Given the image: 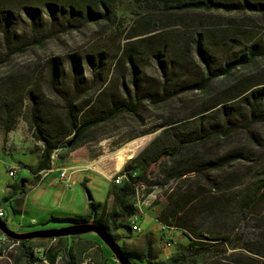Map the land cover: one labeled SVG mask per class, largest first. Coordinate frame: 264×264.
Listing matches in <instances>:
<instances>
[{
  "label": "trees",
  "instance_id": "obj_1",
  "mask_svg": "<svg viewBox=\"0 0 264 264\" xmlns=\"http://www.w3.org/2000/svg\"><path fill=\"white\" fill-rule=\"evenodd\" d=\"M121 1L0 0V68L87 25L120 28ZM129 1L134 18L114 56L116 81L86 84L77 55L69 56L71 84L58 56L0 72V130L7 134L24 120L38 144L36 174L49 169L58 150L80 148L122 117L155 134L126 157L118 173L125 178L107 194L110 207L91 198L85 217L49 216L43 223L65 224L50 231L93 224L119 242L133 232L138 201L159 190L165 203L156 221L187 243L167 262L154 261L149 239L144 253L121 247L131 262L264 264V0ZM87 59L101 68V59ZM146 61L156 76L144 74ZM150 111L156 120L147 127ZM21 182L24 193L27 181ZM87 237L104 248L103 262L117 264L93 233L20 240L18 247L27 264H55L59 254L64 264H78L72 243ZM34 241L51 245L36 255Z\"/></svg>",
  "mask_w": 264,
  "mask_h": 264
},
{
  "label": "rangeland",
  "instance_id": "obj_2",
  "mask_svg": "<svg viewBox=\"0 0 264 264\" xmlns=\"http://www.w3.org/2000/svg\"><path fill=\"white\" fill-rule=\"evenodd\" d=\"M134 7L129 0H122L118 7V15L122 20V26L103 28L100 30L93 25H87L81 32H72L67 35H59L48 41L45 50L32 52L23 56H14L11 66H3L0 72L8 71L15 66L21 71L33 67V63L45 64L47 58L58 56L64 62L67 69L66 82L71 84L74 75L72 63L69 56L77 55L80 59V78L87 81L86 84L110 82L117 80L116 60L119 45L125 40L124 29L128 27L134 16ZM257 26V25H256ZM21 30L26 29L24 26ZM259 28H254L258 30ZM28 33V32H27ZM4 41L0 36V51H3ZM99 55L101 57L99 58ZM87 56L96 60L101 59V68L95 69ZM146 61L142 69L146 76H156L157 72ZM45 68V67H43ZM154 112H145L147 127L156 120ZM146 128L137 126L135 120L129 117H122L117 121L98 129L93 134L94 140L71 152L62 148L58 150L54 159L53 168L67 169L71 174L73 183L66 188L58 180L59 172L50 173L43 180L34 178V172L39 159L35 143L27 128V124L20 118L14 129L9 133L0 130V210L4 212V222L8 229L16 233H27L33 231H45L60 229L65 226L63 223L44 224L49 216L85 217L88 213V195L95 203H107L110 207L112 199L108 197V191L113 185V180L118 176L119 171L136 156L155 136V134H142ZM126 160V161H125ZM16 167L15 178L8 176V169ZM73 168V169H72ZM21 180H26L27 186L33 188L23 199L19 185ZM143 202V203H142ZM141 212L137 214L139 232H128V234L117 242L126 251L144 253L146 241L152 242V257L154 261L167 262L170 257L182 249L187 243L186 238L179 231L165 233L156 221L164 198L159 190H155L146 199L141 200ZM132 226V222H131ZM1 236V233H0ZM1 243L7 249L12 250L7 258L0 256V264H27L20 255L19 245L7 240ZM168 239L171 246L168 247ZM74 252L80 258L78 264H114L113 259L103 262L101 245L91 238L76 239L73 243ZM104 244V243H103ZM51 245V242L34 241L32 247L36 255ZM106 247V245L104 244ZM107 248V247H106ZM104 249V248H103ZM108 249V248H107ZM80 251V253H79ZM117 263V262H116ZM133 264H140L133 261ZM33 264H50L47 260L35 261ZM55 264H64L63 254H59ZM118 264V263H117Z\"/></svg>",
  "mask_w": 264,
  "mask_h": 264
},
{
  "label": "water",
  "instance_id": "obj_3",
  "mask_svg": "<svg viewBox=\"0 0 264 264\" xmlns=\"http://www.w3.org/2000/svg\"><path fill=\"white\" fill-rule=\"evenodd\" d=\"M23 186L24 183L21 182ZM88 201L91 200V197L88 196ZM0 233L6 236L9 239L20 241V240H29V239H38V238H55V237H68V236H82L86 234L93 233L95 234L109 249V251L114 256L118 264H133L127 256L122 252L121 247L116 241H114L110 236L103 230L93 224H81L72 226L60 231H33L27 233H16L7 228L6 224L0 221Z\"/></svg>",
  "mask_w": 264,
  "mask_h": 264
},
{
  "label": "built area",
  "instance_id": "obj_4",
  "mask_svg": "<svg viewBox=\"0 0 264 264\" xmlns=\"http://www.w3.org/2000/svg\"><path fill=\"white\" fill-rule=\"evenodd\" d=\"M55 156H56V153H54L52 156H51V162H50V167L49 169L47 170H44V171H41L39 172L36 176H38L40 178V180H43L44 178H46L50 173L54 172V171H58L59 172V177H58V180L60 183H63L65 185L66 188H69L70 185L73 183L72 179L70 178V175L68 173V170L67 169H58V170H55L53 168V165H54V159H55ZM15 175H16V167H10L8 169V176L11 177V178H15ZM123 178H125V176H117L115 177V179L112 181L114 184H118ZM138 199H140V197H138ZM143 203V202H142ZM141 203V200L138 201V209H139V212H141V207L140 205L142 204ZM4 212L2 210H0V220L4 219ZM136 220H137V216H136ZM162 229L164 230L165 233H168V232H171V231H174L173 228H168V227H165V226H161ZM134 232H139L140 231V228L137 224L134 223L133 225V229H132ZM1 237H6L4 236L3 234H1L0 236V256L2 258H7L8 254L12 251V250H16L17 248H14V249H7L5 246H3V244H1ZM15 241V240H13ZM168 243H167V246L170 247L171 246V240L168 239ZM44 263H46V260H42Z\"/></svg>",
  "mask_w": 264,
  "mask_h": 264
},
{
  "label": "bare ground",
  "instance_id": "obj_5",
  "mask_svg": "<svg viewBox=\"0 0 264 264\" xmlns=\"http://www.w3.org/2000/svg\"><path fill=\"white\" fill-rule=\"evenodd\" d=\"M135 221H136V216L133 217V219H132V229H133V225H134ZM7 240L14 243V245H17V246L19 245V241H13L12 239H9V238H7ZM5 241H6V239H1V243L5 242Z\"/></svg>",
  "mask_w": 264,
  "mask_h": 264
},
{
  "label": "crops",
  "instance_id": "obj_6",
  "mask_svg": "<svg viewBox=\"0 0 264 264\" xmlns=\"http://www.w3.org/2000/svg\"><path fill=\"white\" fill-rule=\"evenodd\" d=\"M72 169H73V168H72ZM56 172H57V171H56ZM27 189H28V191L25 190V194H24V196H23V199L28 195V193H29L33 188L27 186Z\"/></svg>",
  "mask_w": 264,
  "mask_h": 264
}]
</instances>
